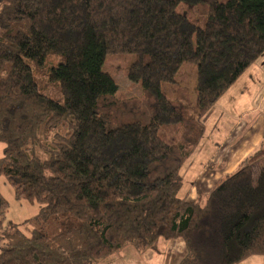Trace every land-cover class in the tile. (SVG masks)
<instances>
[{"label":"trees","instance_id":"1","mask_svg":"<svg viewBox=\"0 0 264 264\" xmlns=\"http://www.w3.org/2000/svg\"><path fill=\"white\" fill-rule=\"evenodd\" d=\"M263 53L264 0H0V175L40 204L2 233L0 264H97L177 238V264L264 255V137L209 194L179 195L204 115ZM108 54L136 55L141 94H118ZM8 209L0 192V225Z\"/></svg>","mask_w":264,"mask_h":264},{"label":"rangeland","instance_id":"2","mask_svg":"<svg viewBox=\"0 0 264 264\" xmlns=\"http://www.w3.org/2000/svg\"><path fill=\"white\" fill-rule=\"evenodd\" d=\"M180 11H188L189 7L182 3ZM196 7H193L196 11ZM192 14V11L189 12ZM136 58L135 54H108L104 70L110 73L118 85L120 96H134L142 92L140 82H132L127 75L129 64ZM264 68V53L253 64ZM246 70L238 81L231 86L222 98L204 115L206 126L205 135L181 170L182 187L180 196L190 200L198 197L199 193L209 194L213 188L228 173L237 170L241 162L253 154L260 146L264 137V75L260 70ZM184 82L192 85V96L196 101V65H182ZM48 84L47 82H44ZM43 92L60 99L61 93L49 85ZM5 143L0 142V157L4 153ZM264 167V156L252 164L254 179ZM0 192L9 202V209L2 218L1 235L8 229L9 223H21L35 215L40 204L31 203L27 199H18L14 187L4 175H0ZM160 240L159 245L162 243ZM183 243L181 238L176 240ZM185 247V246H184ZM142 250L128 245L103 258L97 264H142ZM239 264H264V255H253Z\"/></svg>","mask_w":264,"mask_h":264},{"label":"crops","instance_id":"3","mask_svg":"<svg viewBox=\"0 0 264 264\" xmlns=\"http://www.w3.org/2000/svg\"><path fill=\"white\" fill-rule=\"evenodd\" d=\"M252 66H253V64L247 70L249 71L252 68ZM252 69L259 71V73L261 70L263 72V75H264V68L262 69L261 66L256 64V66L253 67ZM225 94H227V93H225ZM225 94H224V96H225ZM191 156L189 158H191ZM182 197H185V196H182ZM177 239L162 241V243L159 245L158 250L143 251V253H142V258H143L142 264H177L186 254V247H184L185 244L183 245L182 243H178L176 241ZM183 243H184V241H183Z\"/></svg>","mask_w":264,"mask_h":264}]
</instances>
